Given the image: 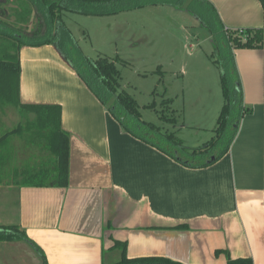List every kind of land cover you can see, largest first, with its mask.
Wrapping results in <instances>:
<instances>
[{"label":"crops","instance_id":"1","mask_svg":"<svg viewBox=\"0 0 264 264\" xmlns=\"http://www.w3.org/2000/svg\"><path fill=\"white\" fill-rule=\"evenodd\" d=\"M208 1L226 28L264 26L259 0ZM19 56L20 102L62 109V129L71 138L69 184L1 185L0 212L8 211L9 219L0 218V225L21 226L47 264L115 263L120 253L111 250L114 241L127 244L130 259L227 264L228 254L264 264L263 50L235 51L243 103L253 111L242 119L229 152L198 169L126 132L52 45L23 47ZM201 100L204 105L185 114L184 127L211 134L206 129L220 115L218 101ZM10 116L13 130L27 121L16 110ZM23 139L11 138L12 157L30 160L13 163L11 172L32 167L31 174L46 180L55 163L50 143L39 134ZM188 139L193 143L182 141L189 148L207 143ZM13 244L0 243V249L20 256Z\"/></svg>","mask_w":264,"mask_h":264},{"label":"trees","instance_id":"2","mask_svg":"<svg viewBox=\"0 0 264 264\" xmlns=\"http://www.w3.org/2000/svg\"><path fill=\"white\" fill-rule=\"evenodd\" d=\"M259 2L264 11V0ZM161 4L175 6L195 16L202 28L211 35L216 50L221 52L215 63L220 64L222 70L220 78L224 104L213 138L198 148H189L175 132L163 134L159 127L144 121L137 101L122 89L121 73L117 67L119 58L112 60L100 57L92 60L86 57L64 23L66 13L115 16L125 11ZM45 45H52L57 50L126 132L182 165L198 169L213 165L229 152L242 119L253 111L243 103L235 51H264V26L258 29L226 28L217 9L208 0H0V48H4L0 59V106H12L23 119H27L13 131L0 137V165L4 162L1 148L13 136H26L30 132L34 137L38 134L46 137L55 158L46 180L37 178L39 174H31L27 169L16 168L11 172L13 183L6 186L67 187L69 184L71 138L62 129L61 107L27 105L19 100L20 51L23 47ZM172 102L173 100L164 98L162 104L171 105ZM161 112L162 121L177 123L172 110V117ZM31 116L32 119L29 118ZM154 135H159L160 142ZM43 169L49 170V166L41 168V171ZM19 177L23 179L19 180ZM17 242L28 243L40 255L42 264H47L41 249L28 239L21 226L0 225V243ZM111 250L120 253L119 260L112 264H181L161 257L130 259L125 242L114 241ZM227 259V264H253L251 259H232L228 254Z\"/></svg>","mask_w":264,"mask_h":264},{"label":"rangeland","instance_id":"3","mask_svg":"<svg viewBox=\"0 0 264 264\" xmlns=\"http://www.w3.org/2000/svg\"><path fill=\"white\" fill-rule=\"evenodd\" d=\"M64 23L86 57L92 60L119 58L117 67L121 73L122 89L137 101L144 121L159 127L163 134L175 132L190 144L193 143L188 139L190 137L204 138V142L213 138L219 117L212 129H206L211 130V134L193 129L187 123L188 127H184L185 114L204 105L201 99L205 105L218 101L219 114L224 104L222 70L220 64L215 63L221 52L216 50L211 35L195 16L175 6L161 4L115 16L66 13ZM3 51L4 48H0V59ZM164 98H171L173 103L163 105ZM171 110L177 118L175 124L161 119V111L172 117ZM13 112L15 108L12 106H0V115L5 116L0 118V137L13 130L14 119L10 116ZM31 137L33 134L27 133L23 140L28 143ZM154 138L160 142L159 135H154ZM37 140L34 141L42 142ZM12 143L11 140L1 148L4 162L0 165V186L13 183V163L30 160L23 155L12 157ZM28 170L32 171V167ZM2 198L0 195V207ZM0 218L9 219L8 211L0 212ZM12 247H19L21 255L16 250L10 254L0 249V264H42L40 255L29 244L18 242Z\"/></svg>","mask_w":264,"mask_h":264}]
</instances>
